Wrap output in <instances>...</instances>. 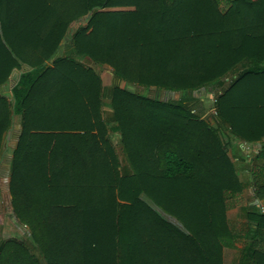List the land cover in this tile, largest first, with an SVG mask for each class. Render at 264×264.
Instances as JSON below:
<instances>
[{
    "label": "trees",
    "instance_id": "16d2710c",
    "mask_svg": "<svg viewBox=\"0 0 264 264\" xmlns=\"http://www.w3.org/2000/svg\"><path fill=\"white\" fill-rule=\"evenodd\" d=\"M207 88L215 127L193 107ZM16 117L8 192L32 247L0 240V264H223L243 183L220 130L264 139V0H0V160ZM250 163L262 199L264 144ZM249 216L261 238L238 264H264Z\"/></svg>",
    "mask_w": 264,
    "mask_h": 264
},
{
    "label": "rangeland",
    "instance_id": "374dc122",
    "mask_svg": "<svg viewBox=\"0 0 264 264\" xmlns=\"http://www.w3.org/2000/svg\"><path fill=\"white\" fill-rule=\"evenodd\" d=\"M82 23L83 22L80 20V21H77L71 25V27L69 28V30L67 32L66 39H64V41L62 42L63 45L70 43L69 40H70L71 35L74 33V31ZM61 51H63V50L61 49ZM81 62H83L84 64L89 65V66L92 65L91 62L85 58L82 59ZM23 70H28V68L23 67ZM95 70L98 73V75L101 79L102 85L104 87H108L113 83L112 70L109 67H107V66H95ZM16 76H17V74H14L11 81L9 80L8 84L2 88L1 91L4 92L5 95H8L7 94L8 89L14 83V79H16ZM120 87H124V84H120ZM131 90H135V92L137 94L145 95L149 98L157 99V100L164 101V102L177 101L180 98L179 93H173V92L158 90V89H154V88L142 89V88L136 87V88H131ZM217 92L218 91L212 92L211 88H207V89L195 91L192 93V96L194 98H196V100H197V102L194 103V105H193V107L196 110V113L201 112L200 117L202 119H206L208 122H210L211 126H213V127H215L217 125H216V123H214V121H215L214 117L215 116L211 115V111L213 109H216L215 102H214V96H212V95L217 93ZM105 103H108V101L106 100ZM104 110L105 111L109 110L108 105H106L104 107ZM199 110H201V111H199ZM216 111H217V109H216ZM207 116H212L213 119L209 120L208 118H206ZM17 120H18V118L16 117L14 124L12 125L11 129L9 130V132L7 133V135L5 137L3 156L0 160V227H1V229H0V240H6V239L14 238L20 242H25L27 245L32 247L30 245L31 242H30L29 229L26 226L18 223V221L11 214L10 195L8 192V163H9V160L11 158L12 150L15 147L16 138H17V135L19 132V128L17 126ZM110 126L111 125H109V127ZM221 127H222V129L220 130V133H221L220 135H221L223 142L225 143L228 139V133L224 129L223 126H221ZM110 138L112 140V143L115 146L119 145L118 144L119 143V134L118 133H116V132L111 133ZM231 200L238 202L239 196H237V200L236 199H230L228 201V206L233 204ZM167 218L171 222L175 223V221L173 219H171L169 217H167Z\"/></svg>",
    "mask_w": 264,
    "mask_h": 264
},
{
    "label": "crops",
    "instance_id": "0c3cea01",
    "mask_svg": "<svg viewBox=\"0 0 264 264\" xmlns=\"http://www.w3.org/2000/svg\"><path fill=\"white\" fill-rule=\"evenodd\" d=\"M263 144L264 139L259 142L246 144L232 140H229V143L225 142L227 155L236 166L239 179L243 183V190L239 195V201L235 202L231 200L233 204L228 206L226 211V218L235 239L229 247L223 249V264H238L241 260V252L244 247L251 240L259 241L261 238L253 235L251 229L255 228V223L250 220L249 215L254 211H259L264 215V195L262 199H258L253 194L250 161L253 159V153ZM261 181L263 182H258L259 185L264 184L263 177ZM248 264H252V261L249 260Z\"/></svg>",
    "mask_w": 264,
    "mask_h": 264
},
{
    "label": "built area",
    "instance_id": "2783aa9c",
    "mask_svg": "<svg viewBox=\"0 0 264 264\" xmlns=\"http://www.w3.org/2000/svg\"><path fill=\"white\" fill-rule=\"evenodd\" d=\"M215 94H213L212 96H214ZM214 102H215V97H214ZM211 115H213V116H216L217 115V111H216V109H213L212 111H211Z\"/></svg>",
    "mask_w": 264,
    "mask_h": 264
}]
</instances>
